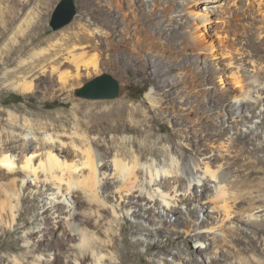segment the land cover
I'll list each match as a JSON object with an SVG mask.
<instances>
[{"label": "rangeland", "instance_id": "rangeland-1", "mask_svg": "<svg viewBox=\"0 0 264 264\" xmlns=\"http://www.w3.org/2000/svg\"><path fill=\"white\" fill-rule=\"evenodd\" d=\"M59 1L0 0V110H11L20 114V111L27 107V110L35 115L31 119L37 120L46 113H54L63 108L68 111L72 104L80 102L112 105L126 101L129 105L141 104V108L149 110L150 116L153 117L147 128L152 134L151 138H148L149 141L146 140L149 148L154 150L161 146H171L170 136L177 133L179 138H175L171 156L176 158L180 166L183 159L185 161L189 157L203 158L201 156L206 155L205 157H212V168L215 170L220 161V157L216 156L219 151L222 152L219 145L231 136L228 132H219L220 123L217 121L222 120L223 116L228 118L231 115L232 94L242 98L237 91L239 87L232 83L230 77L236 63L244 61L247 68L251 69V64L258 67L254 76L259 79L260 84H264V44L261 41L264 33L260 38L257 37L258 30L264 27L261 12L248 9L246 3L239 0L186 1L193 15L189 16L182 6H177L181 24H175L174 32L165 27L170 21L165 17L163 5L157 4L156 0H72L76 9L75 16L69 24L53 31L49 23ZM205 6L209 9L210 17L203 26L200 16ZM215 6L218 7V12H211ZM148 11L152 17H146L145 13ZM157 24L163 26V29L165 27V32L160 33ZM194 25L200 37L197 43L198 47L203 49L201 51L191 48L187 38V31L195 28ZM226 29L227 34L224 33ZM245 32L248 33V38ZM82 33H94L96 36L93 51L86 50L90 51L86 59L92 62L91 67L82 70L78 80L64 92H57L52 97L51 90L40 87V92L24 96L12 91L7 86L8 82L2 81L6 70L15 67L10 65L11 67L6 69L3 64L8 52H17L26 44L27 48H31L37 43L50 40L37 48L53 49L50 46L52 44L60 49L59 56H63L69 50L65 45L68 40ZM103 42L104 45H101ZM226 47L231 49V54L226 52ZM121 59L128 60L129 64L120 63ZM169 68L171 70H168ZM102 73L112 75L128 87L121 98L111 101H88L73 96L74 89ZM163 83L172 84V90L167 92L168 88L156 87V84ZM145 89L140 97L138 93ZM151 96L160 100L162 111L167 118L151 107L148 101ZM234 102L236 101L233 100ZM236 115L252 118L248 113ZM1 118L5 119V114H2ZM253 120L257 121L260 136H250L237 142L243 147V156L231 159L234 164L231 163L232 173L227 180L226 192L214 201L218 207L219 219H206L200 211L196 213L193 210V205L191 211L194 216H189L187 206L184 205L179 207L178 213L181 223L184 224L175 222L176 217L172 218L170 223L163 222L161 211L152 203L144 201L142 203H146L145 206L154 209V212L148 210L144 213L142 210L139 212L143 214L142 217L126 215V207L118 200L119 184L108 188L107 191L112 192L114 198L109 197L105 211H97L100 204L91 205L88 194L81 188L77 189L84 203L77 206L72 204L79 218L78 221L70 223L67 211L71 207H67L71 206V201L62 197V194L64 192L71 196V191L76 188L67 190L63 182L64 187L60 192H44L42 183H50L40 167L44 157L39 156L40 152L34 153L37 145L30 152L22 154V141L18 138L20 131H13L15 149L4 153L11 160L9 178L3 176L6 170L0 164V204L5 205L6 211L12 207L16 214L23 216L14 222L12 229L9 230L8 226L5 228V225L0 228V256L15 254L21 257L28 246L33 252L23 264L32 263L33 257L37 255L54 259L59 254L58 246L61 243L66 244L64 253L77 254L74 248H78L79 241L70 240V237L87 230L94 238L106 240V229L113 221V206L118 212L116 220L119 223L125 218L129 224L136 223L142 228L138 235L128 237L130 241H140L136 247L123 245L119 241L121 252L125 248L123 253H133L130 258L124 259V264H264V221L260 222L261 230L241 222V219L247 218L251 213L264 215V117ZM231 131L233 132V129ZM26 137L34 139L31 132L26 133ZM135 138L137 144H143L144 137ZM150 154L153 153L144 154L142 162L159 166L163 157L159 153V156ZM30 157L31 167H25V160ZM59 159L64 160V156L59 155ZM81 159L69 157L66 160L68 164L80 165ZM80 168L79 166L71 171L74 179L80 180ZM85 169L82 171L84 176L88 175ZM27 184L28 186H25ZM17 189L22 198L19 202L13 200L16 198ZM201 191L199 187L198 194ZM207 192L209 190L205 191ZM57 203L60 211L53 208ZM132 208L131 212L137 209V212L139 211V207ZM199 209L210 210L206 207ZM88 215L92 218L90 226L84 223V217ZM225 216L227 217L224 219ZM10 220V217L5 218L8 224ZM116 225L114 223L113 227L119 236ZM162 228L166 233L157 234L156 230ZM30 231L34 232L27 236ZM169 232L171 235H168ZM198 233L206 234L207 238H196ZM168 236L172 239L180 237L174 240L178 246L170 245ZM44 242H49L52 246L46 248ZM13 249L16 253H12ZM110 252L108 250L104 254ZM3 264L11 263L8 261ZM84 264L93 262L87 260ZM108 264L119 262L115 259Z\"/></svg>", "mask_w": 264, "mask_h": 264}, {"label": "bare ground", "instance_id": "bare-ground-1", "mask_svg": "<svg viewBox=\"0 0 264 264\" xmlns=\"http://www.w3.org/2000/svg\"><path fill=\"white\" fill-rule=\"evenodd\" d=\"M174 1L177 3L175 4ZM186 1L190 2L191 0H156L157 4L163 5L165 17L169 18L170 22L168 21L169 23L165 27H169L175 32V24H181L179 23L180 11H177V6H182L184 8L183 11L189 16L193 15V12L187 7L188 3ZM206 1L212 2L215 0ZM239 1H244L248 9L260 11L264 22V0ZM203 10L200 20L204 26L210 16L209 9L206 6ZM212 10L211 12H218L219 9L215 6ZM145 15L146 17L153 16L149 11ZM227 22L229 21L227 20ZM227 22L226 25H228ZM158 25V31L160 33L165 32V27L163 29V26ZM260 29L257 33L258 38L264 33V27ZM224 33L227 34L228 30H224ZM245 34L248 38V33L245 32ZM95 37L94 33H82L79 36H72L69 40L67 39L68 42L65 45H67V48L69 47V50L63 56H59L60 49L55 48L52 44L50 46L53 49L46 47L37 48L40 44H47L50 40L37 43L31 48H27L28 45L26 44L17 52H8L3 64L6 69L10 65H15V67L6 70L2 81L8 82L7 86L12 91L24 96L40 92L41 87L51 90L52 97H54L57 92H64L70 88L81 76V71L88 69L92 62L86 59V56L90 53V51L86 50L90 49L93 51L95 48L93 44ZM198 37L196 27L187 31L190 47L195 51H201L202 49L198 47L197 39L200 38ZM261 41L264 44V37ZM101 45H104V42ZM226 52L228 54L232 53L229 47H226ZM119 62L126 65L129 64L128 60L125 59H121ZM251 66V69L247 68L244 61H240L236 63L234 70L230 73L231 81L235 86L239 87L237 91L242 98L239 99L237 95L232 94L230 97L231 115L228 118L223 116L222 120L217 121L220 123L219 132H228L231 136L219 145L222 152L220 153L219 151V155L216 156L220 157V161L216 165L215 170L212 168V157H205L206 155H202L201 157L203 158L189 157L185 161L183 159L181 160L182 166H180L176 158L171 156L175 138H179L177 133L170 136L171 146H161L159 149L154 147V150L149 148L146 140L149 137L151 138L152 134L149 133L150 130L148 131L147 128L148 123H152L153 117L150 116L151 112L149 110L146 111L141 108V104L137 106L129 105L126 101L112 105L80 102L72 104L68 111L63 108L54 113H46L37 120L31 119L35 115L27 110V107L20 111V114L11 110L5 112L0 110V164L6 170V172H3V176L6 178L11 176V160L4 153L15 149L16 143L13 131L18 130L20 131L19 141H22L21 153L30 152L38 146L34 153L40 152L39 156L44 157L40 167L46 173L45 176L50 183L49 185L42 183L43 191H52L53 194L54 191L60 192L64 187L63 182H65L67 190L72 187L76 188L71 191V196L64 194V192L62 194V197L71 201V206L67 207H71L67 211L70 223L78 221L79 218V214L74 211L72 204L77 206L84 203L81 200L82 198L79 197L77 189L81 188L88 194L87 198L91 205L100 204L97 211L98 209L105 211V205L109 203L110 199L114 198L112 192L107 190L109 187L113 185L115 187L118 184L120 186L117 192L118 200L121 201V205L126 207V215L142 217L141 215L143 214H140L142 210L144 213H147L148 210L154 212V209L147 208L145 206L146 203H142L144 201L152 203L161 211V217L164 218L163 222L165 223H170L171 219L176 217L175 222L184 224L181 223V218L178 214L179 207L184 205L187 206L186 209L189 211V216H194L191 211V206L193 205V210L196 213L200 211L206 219H219L218 207L214 201L218 196L224 195L226 192L227 180L232 173L230 170L232 168L231 163L234 164L231 159H239L243 156V147H240L237 142L239 139L244 140L250 138V136L256 138L261 133L258 132L257 121L253 119L264 117V84H260L259 79L254 76L259 68L256 66L255 68L253 64ZM168 70H171V68ZM156 87L159 89L168 88L166 91L169 92L172 90L173 85L163 83L162 85L156 84ZM167 99L169 98L167 97ZM233 100L236 102L233 103ZM148 101L153 109L167 118L162 111L160 100L151 96L148 97ZM239 113L251 114L252 118L236 115ZM2 114H5V119L1 118ZM232 129L233 132L231 131ZM28 132L34 135V139L26 137ZM139 136L144 137V140H142L143 144L140 145L135 141V137ZM147 153H153L150 155L155 156L160 154L163 157H161L162 160H160L159 166L142 162L143 155ZM59 155L64 156V160L61 161ZM69 157H81L82 162L80 165L76 163L68 164L66 159ZM31 161L32 157L26 158L25 167H31ZM79 166L81 167L80 180L74 179L71 172ZM84 169L88 171L86 176L82 172ZM20 182L22 183L23 181ZM25 186H28V184ZM199 187L202 189L200 194H198ZM206 190H209V192L205 193ZM15 197L13 200L22 201L19 189H17ZM109 197L111 198L109 199ZM10 198L13 197L10 196ZM100 198L103 199L100 200ZM58 204L53 207L56 211H60ZM4 206V204H0V228L2 229V226L5 225V228L8 226L10 230L13 228L14 222L23 215L20 213L16 214L12 207H9L8 211H6ZM132 207H139V211L137 212V209L131 212L130 208ZM200 207H206L210 210L203 211L199 209ZM111 211L113 221L109 223L106 229V240L94 238L87 230H84L79 235L73 234L70 237V240L77 239L79 241L78 248H74L75 252H78L77 254L64 253L66 244L61 243L58 246L59 254L57 257L50 259L49 256L44 258L41 255H37L35 258L33 257V262L30 264H84L87 260H91L93 264H108L115 259L119 264H124V259L130 258L133 253H131L132 251L123 253L125 248L121 252L119 241L123 245L132 248L136 247L140 244V241H130L128 237L129 235H138L142 232V228L136 223L129 224L125 218L122 223H119L116 220L118 218L116 207L112 206ZM214 215L217 216L215 217ZM6 217L11 218L9 224L5 221ZM90 217L91 215L84 217V223L87 226L92 223V218ZM226 217L223 218L225 219ZM262 221H264V215L252 213L247 218L241 219V222L255 229L261 228L260 222ZM25 223L26 221H24ZM114 223L117 224L120 239H118L119 236H117L113 227ZM72 231L76 230L72 229ZM33 232L30 231L26 235H32ZM156 233L165 234L166 230L164 228L157 229ZM168 235H171V232ZM195 237L198 239L207 238L204 233H198ZM178 238L180 237L172 239L171 236H168L167 240L170 245L176 246L177 244L174 240ZM44 243L46 248L52 246L49 242ZM108 250L111 252L105 255L104 252H108ZM32 252V249L27 246L24 255H21V257L15 254L0 256V264L8 261L11 264H23L25 263L24 260L31 257ZM12 253H16L15 249L12 250Z\"/></svg>", "mask_w": 264, "mask_h": 264}, {"label": "water", "instance_id": "water-1", "mask_svg": "<svg viewBox=\"0 0 264 264\" xmlns=\"http://www.w3.org/2000/svg\"><path fill=\"white\" fill-rule=\"evenodd\" d=\"M76 14L72 0H60L52 13L49 26L53 31L69 24ZM128 89L121 81L108 73H102L83 86L73 90V96L88 101H111L121 98Z\"/></svg>", "mask_w": 264, "mask_h": 264}, {"label": "trees", "instance_id": "trees-1", "mask_svg": "<svg viewBox=\"0 0 264 264\" xmlns=\"http://www.w3.org/2000/svg\"><path fill=\"white\" fill-rule=\"evenodd\" d=\"M145 91H146V89L141 91V92H139L138 95L141 97L144 94Z\"/></svg>", "mask_w": 264, "mask_h": 264}]
</instances>
